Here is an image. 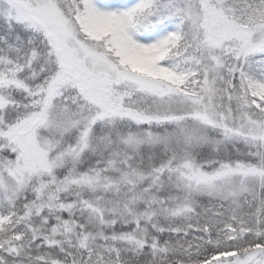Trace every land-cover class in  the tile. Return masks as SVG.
Returning a JSON list of instances; mask_svg holds the SVG:
<instances>
[{
	"label": "snow or ice",
	"instance_id": "6c2138e0",
	"mask_svg": "<svg viewBox=\"0 0 264 264\" xmlns=\"http://www.w3.org/2000/svg\"><path fill=\"white\" fill-rule=\"evenodd\" d=\"M0 264H264V0H0Z\"/></svg>",
	"mask_w": 264,
	"mask_h": 264
}]
</instances>
